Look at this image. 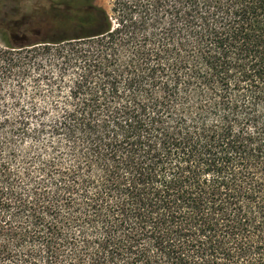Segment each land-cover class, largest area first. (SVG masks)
I'll return each mask as SVG.
<instances>
[{
    "label": "trees",
    "instance_id": "1",
    "mask_svg": "<svg viewBox=\"0 0 264 264\" xmlns=\"http://www.w3.org/2000/svg\"><path fill=\"white\" fill-rule=\"evenodd\" d=\"M47 16L0 48V264H264V0Z\"/></svg>",
    "mask_w": 264,
    "mask_h": 264
},
{
    "label": "rangeland",
    "instance_id": "2",
    "mask_svg": "<svg viewBox=\"0 0 264 264\" xmlns=\"http://www.w3.org/2000/svg\"><path fill=\"white\" fill-rule=\"evenodd\" d=\"M72 1L75 0H0V48H5L6 43L15 47L34 43L48 31L50 16L42 26L38 23L46 9L52 5L63 10L64 5ZM95 2L109 9L113 0Z\"/></svg>",
    "mask_w": 264,
    "mask_h": 264
}]
</instances>
